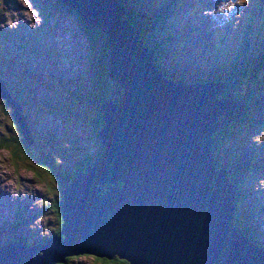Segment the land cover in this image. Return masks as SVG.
<instances>
[{"label":"water","instance_id":"water-1","mask_svg":"<svg viewBox=\"0 0 264 264\" xmlns=\"http://www.w3.org/2000/svg\"><path fill=\"white\" fill-rule=\"evenodd\" d=\"M60 1L107 38L108 78L123 94L119 103L109 97L101 106L100 157L63 193L61 237L32 249L1 248L0 264L88 255L129 264H264V249L235 226L234 186L212 158V136L246 110L232 95L217 96L231 80L170 82L117 0ZM0 100L33 146L23 108L1 78ZM38 251L42 256L33 258Z\"/></svg>","mask_w":264,"mask_h":264},{"label":"rangeland","instance_id":"rangeland-1","mask_svg":"<svg viewBox=\"0 0 264 264\" xmlns=\"http://www.w3.org/2000/svg\"><path fill=\"white\" fill-rule=\"evenodd\" d=\"M137 4V12L166 14L164 28L149 33L152 42L161 41L155 64L179 86L231 80L243 62L258 63L264 56V0H138ZM168 35L173 36L170 43ZM93 52L79 19L60 0H0V78L15 97L21 93L29 101L24 109L36 142L29 152L32 157L15 161L7 150L0 151V249L17 245V240L33 245L28 247L32 249L61 237L53 207L61 186L35 157L42 151L66 171L83 154L94 155V116L85 98L92 87ZM234 85L231 81L223 95L233 93ZM253 95L256 109L248 113L250 120L242 121L245 110L232 122L235 135L221 143L218 158L225 167L239 171L237 190L244 194L239 206L251 215L242 224L264 247V101H257L264 90ZM16 126L12 110L4 109L0 100V128L17 137ZM38 253L42 256L38 251L33 258ZM88 257L69 264H99L91 258L95 256Z\"/></svg>","mask_w":264,"mask_h":264},{"label":"trees","instance_id":"trees-1","mask_svg":"<svg viewBox=\"0 0 264 264\" xmlns=\"http://www.w3.org/2000/svg\"><path fill=\"white\" fill-rule=\"evenodd\" d=\"M117 1L120 4V6H122L127 11L125 18L130 24L133 25L135 32L140 35L141 41H143L144 46L149 51L151 50L150 52L153 55L154 61L156 63L157 62L156 59L158 57L156 51H158V49L160 50L161 41L159 42V44L152 42L149 32L154 29L162 30L164 28L165 25L164 20L166 14L148 15L147 13L137 12L135 10V5H138L137 4L138 0L137 1L117 0ZM130 3L132 4L131 6L129 5ZM141 7L144 10V6L141 5ZM66 10L69 9L66 8ZM69 11L72 12L71 10ZM167 12L169 13V11ZM80 24H81L82 32L84 33L90 45L92 46L94 51L93 53H95L94 58L90 61L91 69L92 72L94 73L93 79L91 81L92 87H90V93H88L86 90L85 98L87 99V101H89V106L93 112L92 116H94L93 125L95 128V135L97 139V148L94 152V155L90 153L83 154L81 156L82 158L77 160L75 163H73L72 168L66 171L60 170L58 165L56 163H53L54 162L53 159L42 153V151L39 152V156L41 157V159L39 158V156L35 157V159L39 162V164L40 163L46 164L45 165L46 173L51 175L56 181H58L61 186L60 189L61 195L59 196V199L56 200L53 206L55 208V212L57 213V221L59 227L58 235H61V232L63 231V227H64V214L62 213V202H63V193L66 187L73 180H76L81 173L91 168L96 163L97 159L100 157L103 151L101 142L98 139L99 130L104 127V122L102 120V114H101V106L109 97H113L114 102L119 103L118 97H120L123 94L120 85L116 83H111L108 78L107 60H108L109 49H108L107 38L100 31L87 28L83 26L81 22ZM165 29L167 28L165 27ZM166 39H167L166 43H170L173 41V36L168 35ZM152 44L154 45V47H152ZM157 70L160 72V74H162V76L166 80L170 82H174V81L176 82V80H174V78L168 73V71L165 68H161L160 66H157ZM230 79L233 83H235L233 87L234 90H232L233 93L226 92V94H224L223 96H219V98L222 99L231 94L234 100L236 101L241 100L243 102V106L247 110L246 115L244 116L242 121L248 122L250 120L247 116L248 113L256 109V104H255L256 99H254L256 96L254 97L253 93L258 90H264V56L262 60H260L258 63H254V61L252 60H246L245 62H243L239 69L236 68L234 70V72L231 74ZM177 82L183 83L182 81H177ZM203 82H207V81L199 80L197 83H203ZM214 82L217 81L214 80ZM241 89L244 90L243 94L239 93ZM10 94L13 98L15 97L11 92ZM251 95H252L251 100L253 99L252 101L250 100ZM14 99L23 108V114L27 119L28 127L34 139V146L30 147L28 144H26L19 126L18 127L16 126L18 128L17 137L9 136L8 132L3 131V129L0 128V151L7 150L11 154V157L16 161L18 159L32 157V155L30 156L29 152L32 147L35 148L36 142L32 130L33 126H31V121H29L30 117L28 114H26L24 109L25 105L28 104L29 101L27 99L23 100V95H21V93L17 94V96ZM257 101H259L258 103L262 104L264 101V97H261ZM2 103L4 105V109L8 111V109L10 108L8 107L7 102L5 100H2ZM223 120L224 117L219 119L220 122H222ZM233 135H235V123L232 124L227 123L216 134L212 136V138L215 140L214 143L212 144V158L216 161V166L218 170H224L228 172L230 181L234 186L236 192L235 205H236V214H237V218L235 220V226L239 229V232L242 236L249 238L254 244L259 246L260 243L258 242V238L256 237V235L253 232L250 231L248 232L247 229L242 224L244 220L243 218L245 217V219H248L249 216L251 215H248L249 214L248 211H242L239 206L240 202H242V200L244 199V194H242V192H238L237 190L238 185L240 184L241 181L239 171L236 168L225 167L218 158V153L221 149L220 148L221 143H224L225 141L230 139ZM105 191H107V189H105ZM45 208L46 211L49 208V206H45ZM16 218L17 220H19L20 219L19 215ZM244 224H246L245 221ZM46 240H44V242ZM14 243H18L25 247L33 246V245L29 246L27 242L22 240H17ZM261 248L264 249V247ZM74 260H75L74 257H68L64 260L63 263H57V264H69ZM97 260L103 261L105 262V264H129L127 261L121 260L119 257H115L112 260L98 259V258Z\"/></svg>","mask_w":264,"mask_h":264},{"label":"snow or ice","instance_id":"snow-or-ice-1","mask_svg":"<svg viewBox=\"0 0 264 264\" xmlns=\"http://www.w3.org/2000/svg\"><path fill=\"white\" fill-rule=\"evenodd\" d=\"M88 256H85L84 259H88ZM92 259H96V257H91ZM74 259H80V257H74ZM99 264H105V262L100 261Z\"/></svg>","mask_w":264,"mask_h":264},{"label":"bare ground","instance_id":"bare-ground-1","mask_svg":"<svg viewBox=\"0 0 264 264\" xmlns=\"http://www.w3.org/2000/svg\"><path fill=\"white\" fill-rule=\"evenodd\" d=\"M151 51V50H150ZM226 91V90H225Z\"/></svg>","mask_w":264,"mask_h":264}]
</instances>
